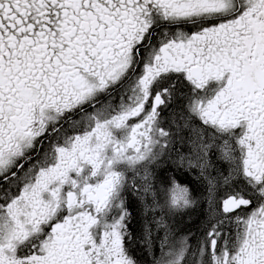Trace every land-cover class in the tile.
<instances>
[{
	"label": "snow or ice",
	"instance_id": "6c2138e0",
	"mask_svg": "<svg viewBox=\"0 0 264 264\" xmlns=\"http://www.w3.org/2000/svg\"><path fill=\"white\" fill-rule=\"evenodd\" d=\"M0 264H264V0H0Z\"/></svg>",
	"mask_w": 264,
	"mask_h": 264
}]
</instances>
